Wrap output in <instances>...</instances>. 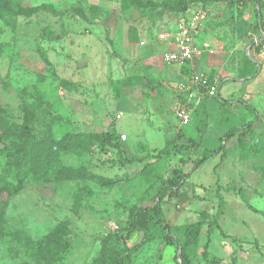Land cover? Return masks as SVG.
I'll return each mask as SVG.
<instances>
[{
    "label": "rangeland",
    "instance_id": "1",
    "mask_svg": "<svg viewBox=\"0 0 264 264\" xmlns=\"http://www.w3.org/2000/svg\"><path fill=\"white\" fill-rule=\"evenodd\" d=\"M138 1L0 0V163L34 142L48 162L32 172L35 147L34 163L10 166L27 174L0 193V264H182L158 218L181 240L203 221L193 264H264V0ZM160 2L206 12L197 37L209 47L188 74L163 61L176 23ZM192 72L220 92L182 125L174 108ZM106 132L126 135L123 153L100 142ZM124 155L135 162L102 164ZM176 171L179 191L160 200ZM139 214L146 228L128 234ZM208 237L218 262L203 259Z\"/></svg>",
    "mask_w": 264,
    "mask_h": 264
},
{
    "label": "trees",
    "instance_id": "2",
    "mask_svg": "<svg viewBox=\"0 0 264 264\" xmlns=\"http://www.w3.org/2000/svg\"><path fill=\"white\" fill-rule=\"evenodd\" d=\"M136 2L137 5H142L141 2H139L138 0H134ZM155 6H158L160 8H164L168 11H171L170 15L174 18V20H172V22L177 23L179 21V19L184 18L185 16H187L190 13H193L195 10L197 9H204L202 6H195V7H188L187 5H182V6H176V5H170L167 4L166 2H160L158 4H152ZM189 62L184 64V69L183 72H186L187 74L191 72V69L189 67ZM183 67V66H182ZM208 80L210 83L213 82L212 77L207 76ZM219 87V84H218ZM206 97V96H205ZM203 102V101H202ZM202 102L200 103V105H202ZM199 105V106H200ZM4 130L2 131V135L6 136L9 132H10V128L9 127H4ZM239 128H231L229 130H227L224 133V137H223V141L224 139H226L228 136H232L236 131H238ZM239 133H244L243 132H239ZM100 142L103 145H108L110 147H113L117 150V153H123L124 149L123 146L121 144V140L119 138V135H116L114 132L109 133H102L100 136ZM194 144V143H191ZM41 142H34L30 147H27L26 151L24 150V148H22L20 151L16 152L15 156H16V161H9L10 159H8V155L4 153V156L6 157V159L0 163V178L3 179V183L0 185V193L3 191H8L11 192V194H17L18 192L21 191L22 189V181L20 180V176L27 174V171L25 170H17L15 173H13L12 169L10 168V166H18V165H24L26 159L29 158V154H30V149H32L35 153L36 150H38L37 154H34V157H31L35 160V163L32 162V159L29 158V161L31 163H34L33 165H35L32 168V172H34L35 174H39L42 170H43V166L42 165H47L48 162L46 163L43 159V153L44 151L42 150V148H44L43 145H41ZM138 146L140 148H142L144 151H150L149 148L144 145L143 143H139ZM167 146V145H166ZM166 146L159 150L157 152L156 155L164 153ZM36 147V150H34V148ZM222 152L219 158V163L220 164L225 156V150H224V143L218 148L215 149L213 152H210V154L213 153H219ZM107 153L106 148L102 147L101 148V154ZM28 156V158H27ZM148 156V155H147ZM26 157V158H25ZM207 159V157L205 155H203L202 157H200V161L204 162ZM33 160V161H34ZM133 162H135V160L133 158H126L125 155L119 156L118 159L115 158H111L108 157L107 160L102 161V164L106 165L109 164L111 166L116 165L117 163L121 164V165H127V164H132ZM194 169H191V171H189L190 173L193 171ZM28 172H31V170L29 169ZM4 176V177H3ZM184 177H187V175H185ZM183 177L181 176L179 171H176L175 174L173 175V177L167 179L166 181H164L160 187H159V192H158V197L161 200V198H163L165 195H167V192L172 194L173 192L177 193L179 191V186L180 184L183 182ZM169 195V194H168ZM152 209L156 210V212L158 213V215L160 214V207L159 206H155L152 207ZM4 210V202L0 201V214L2 213V211ZM160 224H162V228L165 231V234L163 236V240L166 244H171L173 246H175L176 248L179 249V253H180V258H181V262L182 264H193L192 260H191V254L195 251L196 246H198L199 243V236L201 233V230L203 229V221L201 220H197L195 222L192 223H188L185 225L184 227V231H183V237L182 240L177 238L176 236H173L170 233L169 230V225L167 223H164L163 220H160L159 218L157 219ZM213 221L208 223V227L206 230V234H210L211 233V228L214 225H217V223H212ZM147 225V221L145 218H143V214H139L136 216V218H134L127 230H128V234H130L132 232V230L134 229H138V230H144L146 228ZM218 226V225H217ZM4 227L1 226L0 229L2 230ZM209 237L206 240V243L204 244L201 253L203 255V259L205 261H207L208 263H214V262H218V260L214 257H210L209 253H208V246H209ZM37 248L41 247L40 246V241L35 242ZM42 249V248H40ZM39 249V250H40Z\"/></svg>",
    "mask_w": 264,
    "mask_h": 264
},
{
    "label": "built area",
    "instance_id": "3",
    "mask_svg": "<svg viewBox=\"0 0 264 264\" xmlns=\"http://www.w3.org/2000/svg\"><path fill=\"white\" fill-rule=\"evenodd\" d=\"M206 19V12L197 9L184 18L179 19L175 26V47L163 54V61L166 64L182 65L190 62L199 55L201 48L195 42L202 23ZM205 50L207 45H203ZM179 89L183 94L182 99L174 108V115L182 125L190 122L193 109L201 103L204 96H216L218 85L216 82L210 83L207 75L202 72H192L188 79V84H180ZM122 113L116 115L121 118ZM121 141L126 139V135H120Z\"/></svg>",
    "mask_w": 264,
    "mask_h": 264
},
{
    "label": "crops",
    "instance_id": "4",
    "mask_svg": "<svg viewBox=\"0 0 264 264\" xmlns=\"http://www.w3.org/2000/svg\"><path fill=\"white\" fill-rule=\"evenodd\" d=\"M205 20H206V19H205ZM203 25H204V22L202 23V25H201V27H200V30L202 29ZM195 42H196V44H198L200 47H201V45H207V47H209V44H206V43H204V42H200L197 36L195 37ZM176 66H178V65H176ZM184 78H185V76H184ZM219 92H220V86H219V89H218V93H219Z\"/></svg>",
    "mask_w": 264,
    "mask_h": 264
}]
</instances>
